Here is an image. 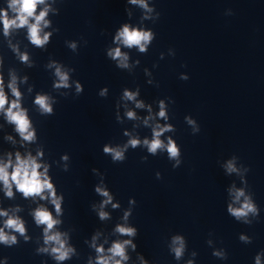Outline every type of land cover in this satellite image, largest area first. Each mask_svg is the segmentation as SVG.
<instances>
[{"label":"clouds","instance_id":"9594fccd","mask_svg":"<svg viewBox=\"0 0 264 264\" xmlns=\"http://www.w3.org/2000/svg\"><path fill=\"white\" fill-rule=\"evenodd\" d=\"M45 0H7V7L0 9V24L3 25L4 35L7 36L12 29H19L27 27L28 37L32 44L42 47L49 40L50 34H44L41 38V24L46 27L48 21L45 20L48 9L45 8L36 14L37 6L44 4ZM132 4L139 3L144 8H147L145 0H129ZM9 10L14 14L9 16ZM150 10V9H149ZM30 19L34 20V23H30ZM153 39L151 32H142L139 29L130 28L127 24L123 25L120 30H118L115 41L121 42L126 47L137 46L139 51L145 52L146 45ZM73 48L75 45H71ZM108 56L113 60H118V67L127 68L128 57L126 54L120 51V48L117 47L113 50H109ZM22 61H27V55H22ZM55 75L59 78V82L54 86L57 88L68 87V75L65 72H62L59 67L56 68ZM182 79L187 80V76H183ZM8 89L11 91V95L14 97L11 101L9 100L8 94L4 88L3 77L0 76V113H3L7 122L9 124L15 125V131L19 134L22 141L32 142L35 140V131L31 129V121L29 120L27 110L21 107V92L16 86V77L13 75L9 84ZM77 90L82 91V88L77 84ZM138 93L124 91V98L128 100H134ZM103 95V92L101 93ZM35 104L40 106V109L43 113H52V108L48 103V98L46 96H37L35 99ZM7 106V107H6ZM143 103L137 101L136 107H143ZM160 111L158 113L159 117L167 119L164 102L160 101ZM127 116L135 118V113L132 111L127 112ZM151 118V117H149ZM186 120L189 124H193L190 118L186 117ZM145 124L148 123V119H145ZM171 125L161 127L159 124L156 125V128L153 129V139L149 141L145 139L143 144L147 146V149L153 155L156 154L158 149L166 148L170 159H177L180 155V149L175 145L171 138H169L167 145L161 141L160 136L165 131H170ZM7 139H12L11 136ZM129 144L135 148L140 141L138 139H131ZM105 153L112 154V159L114 161H122L124 159L123 151L118 150L109 146L104 147ZM8 158L6 161H0V182H2L5 189V195L9 198L13 197V185L17 192L23 194L25 198L27 197H36L39 196L41 200L51 198V203L55 206V211L60 213L61 211V200L62 196H57L54 184L51 182L50 177L47 175V167L44 166V171L41 172L42 167L41 163L38 162L37 157L42 156L43 153L38 152L37 156H33L31 153H28L26 156H22L19 151L15 153V159L13 160L12 153H8ZM62 159H67V156L62 157ZM177 164L179 160L177 159ZM228 171L233 172L237 171L233 163L229 161L227 165ZM47 191L48 196H45L44 193ZM96 191L102 196L108 197L104 203H109L111 201V196L108 191L103 190L99 187L96 188ZM241 197H244V202L239 207H233L232 204L227 205V212L235 217L237 220H240L242 217H246L249 213L255 214L257 209L251 200L245 196L243 190H237L235 193V201L239 202ZM118 205H113L117 207ZM103 207V204L101 205ZM107 213L100 211L99 217L101 220L107 217ZM128 213H125L127 216ZM0 216L8 217L4 222V228H0V243L15 244L17 242L16 236L9 235L5 232V228L11 229L14 232H18L21 235H24L26 229L24 227V222L15 216H9L8 212L0 209ZM35 222L37 225H46L44 228V243L47 245L53 243L54 247L51 248V253L54 256V259L57 261H64L70 258L69 254L74 251L70 247H66L65 241L62 240L61 234L59 232L49 234L56 224L59 223L58 220H55L52 214L44 207L37 208L33 213ZM247 223V221H245ZM116 231L122 235L133 236L136 234L135 228H126L122 226H117ZM241 239H245L241 237ZM95 241V237H93ZM174 243H178L179 247L173 249L177 259L183 254L184 244L181 237H174ZM131 245L133 250H135L136 245L132 243L131 240H124L123 242H114L111 248L108 249L110 255H103L104 248L98 247L96 251L97 264H122V261L128 260V256L125 252V246ZM41 251L47 252L48 249L44 248ZM214 255H220V253H214ZM119 257L120 259H116ZM146 264V262H145ZM191 264V262H189ZM256 264H260V257H256Z\"/></svg>","mask_w":264,"mask_h":264}]
</instances>
